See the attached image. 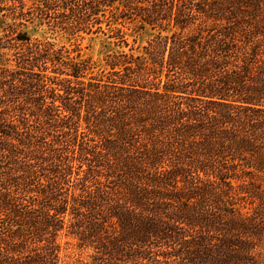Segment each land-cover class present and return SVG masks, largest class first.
Masks as SVG:
<instances>
[{
  "label": "trees",
  "instance_id": "obj_1",
  "mask_svg": "<svg viewBox=\"0 0 264 264\" xmlns=\"http://www.w3.org/2000/svg\"><path fill=\"white\" fill-rule=\"evenodd\" d=\"M61 236L91 264H260L264 0H0V264H62Z\"/></svg>",
  "mask_w": 264,
  "mask_h": 264
},
{
  "label": "rangeland",
  "instance_id": "obj_2",
  "mask_svg": "<svg viewBox=\"0 0 264 264\" xmlns=\"http://www.w3.org/2000/svg\"><path fill=\"white\" fill-rule=\"evenodd\" d=\"M27 32L32 37H50L51 39H55L56 43L58 45H66L68 46L73 39H68L66 37H62L61 35L57 36H51L48 34L45 30H36L34 27H28ZM129 33V42L132 43L133 39H135L136 44L135 46H142L145 44V40L151 36V33L141 32V33H135V32H128ZM80 43V49H81V55L83 58H89L92 61H94L96 64L102 66L103 65V58L106 54L110 52H116L118 49L117 47H114L110 40H108L103 35H91V36H84L83 39L79 40ZM104 181V179H102ZM181 184H178L177 187H180ZM241 205L246 204L241 202ZM247 205H245L246 207ZM69 242V244H66ZM60 243L62 247L64 248L61 253V263L62 264H91L94 251L91 248H78L76 245V240L72 238H65L64 236H61ZM260 246V245H259ZM164 248L162 250H154V253L162 254ZM259 255H256L258 261L260 264H264V241L261 245V247H258ZM160 261L163 259L160 257ZM117 264H149L148 261H140L137 262H117ZM163 264H180V260H169L166 263ZM181 264H185L181 261Z\"/></svg>",
  "mask_w": 264,
  "mask_h": 264
}]
</instances>
